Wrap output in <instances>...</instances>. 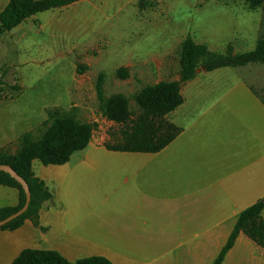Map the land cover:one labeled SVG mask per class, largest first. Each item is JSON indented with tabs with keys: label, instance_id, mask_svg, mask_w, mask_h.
<instances>
[{
	"label": "crops",
	"instance_id": "obj_1",
	"mask_svg": "<svg viewBox=\"0 0 264 264\" xmlns=\"http://www.w3.org/2000/svg\"><path fill=\"white\" fill-rule=\"evenodd\" d=\"M136 1L82 0L57 9L72 15L54 19L52 31L106 23V10L117 15ZM8 3L0 0V13ZM248 89L258 103L241 111L207 98L217 90L198 89L192 102L182 95L165 117L182 132L157 153L110 151L108 124L83 120L97 124L85 150L64 165L33 162L53 198L38 226L27 220L0 230V264L28 249L55 251L70 263L98 256L112 264H213L241 213L264 198V99ZM45 120L35 107L0 101V151L15 154L20 137ZM19 203L17 189L0 185V209ZM223 264H264V247L240 233Z\"/></svg>",
	"mask_w": 264,
	"mask_h": 264
},
{
	"label": "rangeland",
	"instance_id": "obj_2",
	"mask_svg": "<svg viewBox=\"0 0 264 264\" xmlns=\"http://www.w3.org/2000/svg\"><path fill=\"white\" fill-rule=\"evenodd\" d=\"M115 12L105 11L111 16L106 23L64 24V34H56L52 21L67 19L72 12L51 10L0 37V101H17L44 114L35 137L51 123L49 113L58 110L75 113L80 121L108 124L117 144L124 126L109 123L100 110V73L106 76V98L123 94L132 99L148 85L180 80L179 55L188 36L220 53L229 46L235 53L251 51L264 36V7L252 11L245 0H137ZM121 68L129 71L128 79L116 77ZM248 87L264 99L263 65L201 70L182 84L181 93L192 102L198 89L217 90L216 97L207 98H224L223 105L241 111L258 103ZM130 107L135 119L139 109L133 100Z\"/></svg>",
	"mask_w": 264,
	"mask_h": 264
},
{
	"label": "trees",
	"instance_id": "obj_3",
	"mask_svg": "<svg viewBox=\"0 0 264 264\" xmlns=\"http://www.w3.org/2000/svg\"><path fill=\"white\" fill-rule=\"evenodd\" d=\"M82 0H9L0 13V37L12 31L26 20L51 10L71 6ZM248 8L256 11L264 7V0H245ZM250 64L264 66V36L257 40L251 51L234 52L229 46L225 52H214L206 44L197 43L188 36L181 44L179 55L180 80L164 81L148 85L137 92L132 99L123 94L109 98L104 95L106 76L100 73L96 91L103 116L118 125H123L121 138L117 144H106L110 151L157 153L171 144L182 132V128L166 121L165 117L178 109L184 102L182 84L194 80L198 70L214 72L223 68H241ZM129 71L121 68L116 77L128 79ZM133 100L139 115L133 119L130 102ZM50 124L40 136L27 132L20 137L19 150L15 154L0 151V165L12 167L28 184L31 202L27 212L0 230L14 231L27 220L38 224L40 211L52 198L46 184L36 178L33 162L40 161L45 166H59L68 163L73 154L85 150L92 141L95 125L80 121L75 113L63 114L58 110L49 113ZM0 185L15 188L20 194V203L15 208L0 209V221L22 209L26 195L22 186L10 174L0 172ZM264 198L244 210L230 235L226 245L213 264H223L228 252L234 247L240 233L264 247ZM13 264H112L104 257H89L70 263L58 252L24 250Z\"/></svg>",
	"mask_w": 264,
	"mask_h": 264
},
{
	"label": "water",
	"instance_id": "obj_4",
	"mask_svg": "<svg viewBox=\"0 0 264 264\" xmlns=\"http://www.w3.org/2000/svg\"><path fill=\"white\" fill-rule=\"evenodd\" d=\"M201 70H204V68L201 69ZM201 70H198V73ZM1 171L10 174L16 181L19 182V184L22 186L23 190L25 191L26 203H25V205H24V207L22 209H20L19 211L15 212L14 214L9 216L8 218L0 221V228L8 225L12 221H14V220L20 218L21 216H23L27 212V210L29 209V205H30V202H31V192H30V188H29L27 182L20 175H18V173L10 166L0 165V172Z\"/></svg>",
	"mask_w": 264,
	"mask_h": 264
},
{
	"label": "built area",
	"instance_id": "obj_5",
	"mask_svg": "<svg viewBox=\"0 0 264 264\" xmlns=\"http://www.w3.org/2000/svg\"><path fill=\"white\" fill-rule=\"evenodd\" d=\"M104 118H105V117H104ZM105 119H106V118H105ZM107 120H108V119H107ZM94 125H95V127H96V125H97V124H96V123H94Z\"/></svg>",
	"mask_w": 264,
	"mask_h": 264
}]
</instances>
